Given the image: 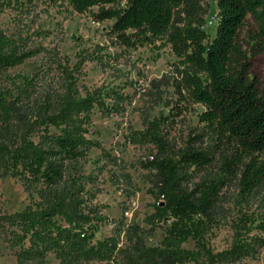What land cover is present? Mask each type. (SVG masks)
<instances>
[{"label":"trees","instance_id":"1","mask_svg":"<svg viewBox=\"0 0 264 264\" xmlns=\"http://www.w3.org/2000/svg\"><path fill=\"white\" fill-rule=\"evenodd\" d=\"M77 12L97 6L95 20L111 19L110 35L124 46L165 37L178 58L173 71L150 81L154 104L169 113L145 118L130 131L133 142L150 145L138 161L154 202L143 227L135 222L91 243V218L83 208L81 158L93 141L83 135L81 122L97 104L117 110L122 94L115 88L76 93L72 69L61 67L60 87L43 90L37 75H18L13 86H0V175L21 180L31 202L19 211L0 215V235L18 246L15 264H218L248 256L259 238L248 233L264 228V95L248 78V64L237 42L244 18L257 23L264 38V0H215L214 34L204 28L205 0H65ZM19 51L16 38L0 31V69L34 55ZM169 96L163 101L162 94ZM187 102L203 109L200 121L213 147L185 145L171 150L163 126ZM200 175L194 179L193 172ZM232 185V193L224 186ZM232 208L240 212L231 223L233 241L218 252L205 245L204 233ZM255 204L256 213L248 209ZM245 208V210H243ZM163 227L157 244L145 239ZM3 236V235H2ZM193 239L195 249L182 246ZM52 253V263L46 256Z\"/></svg>","mask_w":264,"mask_h":264},{"label":"rangeland","instance_id":"2","mask_svg":"<svg viewBox=\"0 0 264 264\" xmlns=\"http://www.w3.org/2000/svg\"><path fill=\"white\" fill-rule=\"evenodd\" d=\"M124 0L113 6L123 5ZM204 28L212 36L217 21L215 0H205ZM97 6L84 12L75 11L65 0H0V31L16 38L19 51L36 49L37 52L23 62L0 69V86H13L18 75H37L40 89L60 87L61 67L72 70L74 88L80 96L85 91L99 90L105 96L109 88L122 94L117 110L109 112L94 104L83 117V135L93 141L81 158L84 178L83 208L91 218V243L113 234L118 225L121 231L118 245L123 243V230L133 222L148 227L145 217L153 211L154 198L149 183L143 178L138 161L151 150L150 145L133 142L130 131L141 129L145 118L169 113L170 106L154 104L150 81L173 71L178 58L173 54L165 37L136 46H124L110 35L111 19L97 21L93 13ZM237 42L248 64L247 75L259 94L264 95V38L257 35V23L250 14L243 20ZM163 101L168 97L163 93ZM177 115H172L163 126V133L171 150L194 145L206 150L213 147V139L204 122L198 118L203 106L187 102ZM200 175L195 171L192 178ZM232 193V185L224 186ZM31 202L21 180L10 175H0V215L19 211ZM226 216L204 233L205 245L212 252L228 248L233 241L231 223L240 212L231 207ZM245 210V208L243 209ZM255 204L249 212L256 213ZM259 240L248 256L233 262L218 264H264V228H253ZM3 235V236H2ZM163 227L155 226L147 234V245L157 244ZM9 235H0V264H15L13 251L18 246L7 241ZM183 247L195 249L188 238ZM46 259L56 263L52 253ZM114 264H123L117 260ZM183 264H193L186 261Z\"/></svg>","mask_w":264,"mask_h":264}]
</instances>
